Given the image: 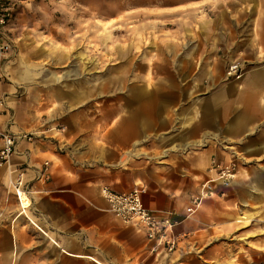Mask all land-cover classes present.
Here are the masks:
<instances>
[{"label": "rangeland", "instance_id": "1", "mask_svg": "<svg viewBox=\"0 0 264 264\" xmlns=\"http://www.w3.org/2000/svg\"><path fill=\"white\" fill-rule=\"evenodd\" d=\"M0 7L8 8L0 34L10 43L0 90L9 100L16 101L21 93L28 97L44 134L64 140L76 132L90 133L96 146H118L128 136L121 131L113 138L119 114L148 100L161 123L147 138L138 136L123 148L127 163H163L169 158L167 150H223L222 157H210L207 176L218 177L226 168L234 175L227 184L215 179L217 193L203 201L226 196L228 190L229 196L246 200L236 204L232 220L215 227L212 254L204 253L209 243L197 247L192 239L190 245H181L187 257L175 253L158 262L264 264V78L258 86L261 106L254 109L247 107L244 95L229 89L237 82L245 84L251 72H264V0H0ZM235 63L239 77L229 74ZM12 85L17 90L4 88ZM156 86L178 92L163 96L153 91ZM131 90H137L136 100L129 98ZM161 97L178 105L161 108ZM207 101L212 104L210 116ZM43 115H53L56 123L42 121ZM204 119L210 128L193 136V126ZM178 134L188 139L183 142ZM10 193L15 194L9 180L0 188V244L11 249L9 230L16 235L39 230L27 216L14 220L19 200ZM187 213L184 218L193 214ZM18 241L22 243L19 236ZM32 244L30 236L23 243L27 251H19L15 261L11 251H0V264L4 256H9L5 264H39ZM42 264L49 262L44 258Z\"/></svg>", "mask_w": 264, "mask_h": 264}, {"label": "crops", "instance_id": "2", "mask_svg": "<svg viewBox=\"0 0 264 264\" xmlns=\"http://www.w3.org/2000/svg\"><path fill=\"white\" fill-rule=\"evenodd\" d=\"M260 77L264 78V72H251L245 77V84L237 82L229 88L234 89L239 97L244 95L245 104L250 109L261 106L258 89ZM4 88L17 90L14 85ZM155 88L153 91L162 92L163 96L164 93L178 92V88L170 86ZM140 91L145 94L142 88ZM137 93V90H131L129 98L136 100ZM161 99V108L178 105V102L172 103V98ZM152 103L146 100L141 108L136 106L132 112L119 114L113 138H117L121 131H127V140L118 142V146L105 148L96 146L93 139L90 140L93 136L90 133L76 132L66 135L64 140L44 134L45 129L40 126L42 122L37 117L35 107L30 105L29 98L21 93L15 101L9 100L6 95L7 114L3 116V124L8 125L11 131H33L36 135L30 140H20L11 163L0 167V188L4 190L8 181L22 169L30 189V204L21 206L19 202V211L14 220L22 215L27 216L39 232L29 234L19 231L16 235L11 229V249L9 245L1 243L0 251L7 254L11 251V259L15 261L19 251H27L23 243L32 236L33 258L35 262L38 255L39 264L44 258L49 264H161L158 258L163 260L175 253L187 257L181 245H190L192 239H195L197 247L209 243L204 253L212 254L216 250V243H210L215 242L217 237L215 227L222 228L232 220L236 204L240 206L246 198L238 200L229 196L228 190L226 196L208 197L192 215L183 217L191 197L200 190L202 179L210 178L207 176L209 160L212 154L221 156L223 150L219 148L208 147L188 151L187 154L167 150L165 153L169 158L163 163H149L142 159H130L127 163L123 148L134 144L138 136L147 138L153 128L161 123L158 121L159 113L151 107ZM204 105L206 110H210L207 113L210 116L211 102L207 101ZM136 110L139 112L136 113ZM53 118V115H43L42 121L50 119L51 123H56L52 121ZM206 119L195 123L193 136L210 128ZM176 137L183 142L188 139L180 134ZM103 185L118 192L142 187V200L146 207L159 212H174L173 218L179 219L173 231L177 240L174 251L171 254L161 250L154 252L153 243L142 228L125 224L114 216L101 193ZM14 196L17 197L10 193V197ZM18 236L22 243H19ZM8 259L9 256H4L2 263L5 264Z\"/></svg>", "mask_w": 264, "mask_h": 264}, {"label": "built area", "instance_id": "3", "mask_svg": "<svg viewBox=\"0 0 264 264\" xmlns=\"http://www.w3.org/2000/svg\"><path fill=\"white\" fill-rule=\"evenodd\" d=\"M7 9V7H0V23L2 24L8 16ZM9 47V41L0 34V80L3 77L2 61ZM229 74L240 76V67L238 63L230 66ZM6 114V95L0 90V167L8 166L11 163L14 154L17 152V145L20 140L23 138L30 140L36 135L33 131H11L8 125L3 124V116ZM46 165L47 162H45V167ZM233 175L234 173L231 171V168H226L220 170L218 177L208 178L203 181L199 193L191 198V205L187 208V214L193 213L205 197L217 193L215 179H219L223 184H227ZM10 185L20 203L22 193L29 196L30 189L24 180L22 169H19L16 177L10 179ZM143 191L144 188L142 187H136L129 191L122 192L115 191L108 185H103L101 187V193L103 197L107 199L110 211L113 215L118 217L125 224L142 228L147 238L153 242V250L163 248L167 251H171L175 249L177 240L173 231L178 220L173 218L174 212H159L155 209L146 207L142 200Z\"/></svg>", "mask_w": 264, "mask_h": 264}, {"label": "bare ground", "instance_id": "4", "mask_svg": "<svg viewBox=\"0 0 264 264\" xmlns=\"http://www.w3.org/2000/svg\"><path fill=\"white\" fill-rule=\"evenodd\" d=\"M21 206H28L30 204V199L27 194L22 193L21 194Z\"/></svg>", "mask_w": 264, "mask_h": 264}]
</instances>
